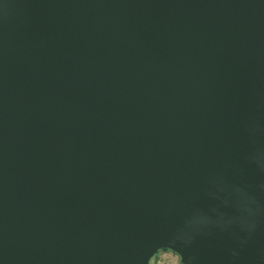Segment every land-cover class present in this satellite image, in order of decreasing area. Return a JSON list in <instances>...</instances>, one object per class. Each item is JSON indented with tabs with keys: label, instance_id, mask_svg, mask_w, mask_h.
Masks as SVG:
<instances>
[{
	"label": "water",
	"instance_id": "95a60500",
	"mask_svg": "<svg viewBox=\"0 0 264 264\" xmlns=\"http://www.w3.org/2000/svg\"><path fill=\"white\" fill-rule=\"evenodd\" d=\"M264 264V0H0V264Z\"/></svg>",
	"mask_w": 264,
	"mask_h": 264
},
{
	"label": "rangeland",
	"instance_id": "374dc122",
	"mask_svg": "<svg viewBox=\"0 0 264 264\" xmlns=\"http://www.w3.org/2000/svg\"><path fill=\"white\" fill-rule=\"evenodd\" d=\"M154 262L155 264H180L181 260L176 253L172 252L171 250H168L161 251L154 260Z\"/></svg>",
	"mask_w": 264,
	"mask_h": 264
},
{
	"label": "trees",
	"instance_id": "16d2710c",
	"mask_svg": "<svg viewBox=\"0 0 264 264\" xmlns=\"http://www.w3.org/2000/svg\"><path fill=\"white\" fill-rule=\"evenodd\" d=\"M169 249L167 248H164L163 250H160L152 259H151V262L150 264H155L154 260L156 259V257L158 256V254L161 252V251H168ZM180 264H184V263H180Z\"/></svg>",
	"mask_w": 264,
	"mask_h": 264
}]
</instances>
